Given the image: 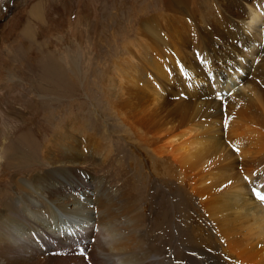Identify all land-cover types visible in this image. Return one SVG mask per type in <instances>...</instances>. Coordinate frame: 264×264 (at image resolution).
Returning <instances> with one entry per match:
<instances>
[{"label": "bare ground", "instance_id": "obj_1", "mask_svg": "<svg viewBox=\"0 0 264 264\" xmlns=\"http://www.w3.org/2000/svg\"><path fill=\"white\" fill-rule=\"evenodd\" d=\"M256 1L141 0L130 10L125 23L138 25L122 36L102 88V112L120 118L121 136L105 130L106 146L93 139L73 150L87 131L75 116L53 124L43 151L27 132L16 135L8 165L32 155L48 168L13 180L15 197L0 210V264H264V206L252 197L264 189V5ZM150 7L160 14L147 16ZM236 65L245 74L230 85Z\"/></svg>", "mask_w": 264, "mask_h": 264}, {"label": "rangeland", "instance_id": "obj_2", "mask_svg": "<svg viewBox=\"0 0 264 264\" xmlns=\"http://www.w3.org/2000/svg\"><path fill=\"white\" fill-rule=\"evenodd\" d=\"M259 4L264 5V0H257L253 5ZM142 7L141 0H0V210L7 198L15 197L14 179L27 178L39 168H48L39 163V157L33 161L32 155L29 160L19 159L17 155L15 161L27 159V162L12 168L8 165V147L14 139L16 142L17 134L27 132L28 139L37 145L34 150L43 151L42 145L51 135L53 124L56 127L62 120L73 121L75 116L82 122L84 119L87 131L78 143H72L73 150L92 147L94 140L106 146L108 133L105 130H109L113 137L121 136L123 125H120V118L114 117V120L102 112V88L107 81L105 72L112 71V62L123 43L122 36L133 37L138 25L129 21L125 23V18L132 8ZM34 9L39 11L35 17L31 15ZM159 9L150 7L147 16L160 14ZM245 37L244 41L250 36L246 33ZM256 39L261 41L258 37ZM249 41L245 44L249 45ZM258 42L251 47L262 46ZM245 55L242 57L245 61L258 58ZM231 60L227 58V61ZM235 70H239L237 65ZM47 71L55 72L57 79L44 78L42 73L48 74ZM71 72L79 81L73 78L67 81L70 76L65 77V74ZM244 74L239 70L230 85L237 84V78L241 81ZM213 85L225 91L219 84ZM208 89L209 85L204 88L205 91ZM211 89L216 98L217 90L212 85ZM52 109L57 112L56 117L52 120L43 118ZM82 122H73V128ZM127 142L126 148L130 151L136 147L135 138ZM10 154L11 157L14 153ZM143 189L147 196L143 201L146 208L150 197L147 189Z\"/></svg>", "mask_w": 264, "mask_h": 264}, {"label": "snow or ice", "instance_id": "obj_3", "mask_svg": "<svg viewBox=\"0 0 264 264\" xmlns=\"http://www.w3.org/2000/svg\"><path fill=\"white\" fill-rule=\"evenodd\" d=\"M204 63L207 64L208 62L206 60H204ZM181 74L184 75L187 79H191L190 74L185 69H181ZM208 77H209L210 80L213 79V77H212L210 72L208 73ZM189 86H191V84H189ZM221 97H222V94L217 93V98H221ZM225 126H227V119L225 120ZM245 179H247V177H245ZM252 191H253L254 196L258 200H260L262 203H264V193H261L260 191H258L255 188H253ZM81 254H83V253H81Z\"/></svg>", "mask_w": 264, "mask_h": 264}]
</instances>
